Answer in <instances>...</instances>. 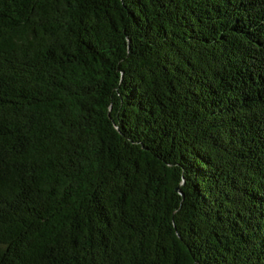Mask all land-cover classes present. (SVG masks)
<instances>
[{"label":"trees","instance_id":"16d2710c","mask_svg":"<svg viewBox=\"0 0 264 264\" xmlns=\"http://www.w3.org/2000/svg\"><path fill=\"white\" fill-rule=\"evenodd\" d=\"M0 264H264V0H0Z\"/></svg>","mask_w":264,"mask_h":264},{"label":"water","instance_id":"95a60500","mask_svg":"<svg viewBox=\"0 0 264 264\" xmlns=\"http://www.w3.org/2000/svg\"><path fill=\"white\" fill-rule=\"evenodd\" d=\"M179 192V191H178ZM183 197V196H182Z\"/></svg>","mask_w":264,"mask_h":264}]
</instances>
